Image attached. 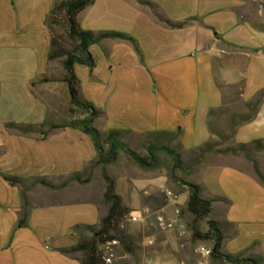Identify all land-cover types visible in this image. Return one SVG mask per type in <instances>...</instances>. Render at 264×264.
<instances>
[{"label":"crops","instance_id":"1","mask_svg":"<svg viewBox=\"0 0 264 264\" xmlns=\"http://www.w3.org/2000/svg\"><path fill=\"white\" fill-rule=\"evenodd\" d=\"M145 1L172 24L187 25L169 29L134 0H95L79 15L82 30L130 33L136 39L126 35L138 43L144 65L128 43L105 40L92 46L90 53L102 66L96 62L93 71L85 66V83L78 78L81 97L96 107L93 94L97 88L109 90L106 102L113 113L104 105L99 109L104 116L94 123L103 124L102 132L147 136L180 130L182 152L197 151L212 139L209 114L223 105L215 78L217 62L222 58L227 61L219 70L223 85L245 82L240 95L243 102H251L264 90V29L249 19L245 9L249 0ZM55 2L0 0V173L23 180L12 187L0 176V264H81L80 254L65 256L59 251L77 246L87 236L84 231L73 233L76 226L99 228L108 212L101 170L89 169L97 159L91 140L73 129L50 130L56 123L49 121V106L40 96L43 91L57 90L52 84H37L50 63L51 37L45 21ZM111 13L118 23L117 31L90 26L94 15ZM130 60L138 70L144 69L136 73L145 82L141 95L135 90L134 73L128 72ZM118 71L120 82H113L114 91L110 81ZM158 81L160 87L156 86ZM160 88L159 99L155 94ZM62 89L70 99L66 85ZM11 123L31 126L33 132L25 135L7 129ZM256 140H264V101L255 119L237 129L234 142L250 144ZM255 157L264 174V152ZM197 168L202 174L196 184L207 195L204 199L218 197L227 203L218 219L226 226L223 253L231 255L226 252L230 245L237 252L233 256L246 252L264 264V186L253 163L243 155L208 154ZM75 175L81 183L70 181ZM155 182L160 188L165 183L162 179ZM23 191L27 222L19 228ZM118 194L126 207L135 208L136 194L133 202L131 197L128 201ZM168 208L159 212L167 213Z\"/></svg>","mask_w":264,"mask_h":264},{"label":"trees","instance_id":"2","mask_svg":"<svg viewBox=\"0 0 264 264\" xmlns=\"http://www.w3.org/2000/svg\"><path fill=\"white\" fill-rule=\"evenodd\" d=\"M134 1H136L140 6L148 8L153 17L169 29H182L187 25V23L180 25L172 24L170 21L159 15L157 8L148 1ZM94 3L95 0H56L45 21V26L49 31H51V33L55 26H62L65 29L69 42L68 46H62L55 37H51L48 60L51 62L64 58L62 63L64 70L63 82L66 85L70 96L71 110L82 116L81 119H75L63 125H51L50 130L73 129L80 131L91 140L97 153V159L92 167H99L102 169V178L106 183V191L103 200L108 206L107 215L101 220L99 228L78 225L73 229V233L77 234L80 231L89 232L91 234L89 240L85 241L81 239L77 246L69 249H62L59 252L65 256L82 254L83 257L80 260L81 264H105L103 261L101 246L106 242L117 240L120 246L127 253H133V250H131L130 247L131 245L126 237V233L123 229H121V224L131 213V209L124 205L123 199L116 192V184L114 180H112L107 174V168L115 165L122 153L125 154L140 169L149 172L159 170L163 166L164 160L170 161V180L176 185H181L188 190V201L185 212L192 219L189 224V229L192 235L191 242L193 244L201 242L212 243V262L222 264H262V260L259 257L246 256V252L236 256L223 253L225 237L222 226L218 221L211 219L213 201L205 200L202 197V189L200 186L192 183H186L179 177V174L187 173V168L185 167L182 157L178 152L180 145L179 147H171V144L179 141L180 130L174 134L155 133L156 136L165 138L168 145L160 144V140L157 139L156 143L148 145L146 149V156H142L131 150L125 142L126 136L130 135V133L110 131L103 135L94 127V123L103 116V113L95 109L91 103H88L81 97V83L75 74V66H86L90 69V71H93L96 68V61L90 53V48L92 46L100 45L101 42L105 40L121 41L130 44L139 57L140 63L144 65V58L139 49L138 43L132 37L117 32L93 33L82 30L78 22V17L86 9L93 6ZM42 82L47 83L49 81L43 79ZM227 87H229L227 88L228 90H238L241 95L245 88V82L242 81L237 85ZM219 89L222 92V90L226 88L219 87ZM263 101L264 90L259 92L257 96L248 103L252 115L239 117L238 124L233 125V136L236 134V129L239 126L250 123L255 119ZM219 109L211 111L209 114V121H211L214 113L219 111ZM235 121L236 120H233V123ZM6 128L16 130L25 135L33 132V127L31 126H20L13 123L7 124ZM209 129L211 134H214L210 123ZM262 152H264V141L262 140H256L250 144H239L236 148H227L222 151L213 149L210 142H208L199 149L200 156L196 162V166L201 164L204 156L212 153L220 155L231 154L233 156L243 155L247 160L253 163L255 175L264 186V174L261 172L259 166L254 160V155ZM0 176L12 187L23 183L22 179L9 177L2 173H0ZM70 181H77L81 183V180L77 175L71 177ZM37 182L43 186L50 187L43 181ZM21 196L24 204V213L23 219L18 224L19 228L26 226L28 207L24 191ZM155 220L156 218H154V223H152L149 227L153 231L151 236L156 238V245L153 248H147V251H157V249L163 244V240L159 237L162 232ZM203 223H206L208 227L206 232L202 230Z\"/></svg>","mask_w":264,"mask_h":264},{"label":"rangeland","instance_id":"3","mask_svg":"<svg viewBox=\"0 0 264 264\" xmlns=\"http://www.w3.org/2000/svg\"><path fill=\"white\" fill-rule=\"evenodd\" d=\"M245 9H247L246 13L249 19L254 22L255 25L264 29V0H255V2L249 0L248 4L245 6ZM94 16V20L90 21L91 27L97 30H101V28H103V31H117L116 29L118 23L115 22L113 13L101 15V17H99L98 15ZM49 32L50 37H55L62 46H68L69 42L66 36L65 29L62 26H55L52 30V33L51 31ZM126 34L135 38L130 33ZM63 61L64 58L57 59L51 62L49 61L50 63L48 66L47 74H45L42 79H39L37 83L52 84L57 89L54 93H50L49 91H43L42 93H40L41 98L45 102H47L49 106V121L55 122L56 125H63L75 119L82 118V116L74 113L71 110L72 107L70 105V99L66 95L65 90L62 89V87H64L65 85L63 82ZM95 61L98 62L99 66H102V63L98 58H95ZM237 62L240 64L241 60H238ZM128 63V66L131 67V70L128 72H130V74L134 73L132 80L136 84V86H138H135V90L141 95L145 91V87L143 86L145 82L142 76H138L136 75V73H142L141 70L144 71V69L140 67V70H138L136 68L137 65L131 62V60L128 61ZM226 64L227 61L225 58H222L221 61L215 64V78L217 80L218 86L224 87L226 89L222 90L223 105L221 106L219 111L214 113L213 118L211 119V121H209L215 134H211L212 139L209 141L210 145L213 147V149H218L220 151L227 148H236L237 145H239L235 144L234 142L235 135L233 136V125L238 124L239 117H247L252 115L249 104L241 100L240 92L238 90H228L227 88L229 87L223 85L222 78L219 75V70ZM86 73L87 68L85 66H76V75L83 84L85 83ZM118 75L119 71L117 75H114L112 80L110 81L111 88H113L114 83L120 82ZM129 78L131 79V76H129ZM43 79H46L49 82L44 83L42 82ZM156 86L160 87L159 81L157 82ZM129 90L131 91L132 89ZM146 93H148V95H151L149 90L146 91ZM155 96H158L160 99L161 88L159 93L155 94ZM108 97L109 90H106L104 88L102 90H99L97 88V92L93 94V98L97 104V108L95 107V109H97L98 111H100L99 109H103L104 105L107 104L106 100ZM110 105V103L109 105L107 104L106 108H109V113H113ZM102 113L104 116V112ZM101 118L99 119V121H101ZM233 120L236 121L233 123ZM94 127L103 135L107 133L102 132V129L100 130V128L103 127V124L98 123L95 124ZM112 130H116V127H114V129ZM39 131L40 130H38V132ZM157 139L160 140V144L168 145V143L165 141V138H160L159 136H156V134H150L147 136H136L130 134L126 136L125 142L131 150L137 152L142 156H146V149L148 145L156 143ZM175 146L179 147V141L171 144V147ZM178 152L180 153L182 161L187 168V173H181L179 174V177L186 183L197 185L196 183L201 181L202 174L196 166V162L198 161L200 156L199 149L197 151L184 153L182 152L181 147H179ZM212 154L216 156H225L215 153ZM228 155L233 156L231 154ZM255 158L256 157L254 155V159ZM89 169H97L99 171L101 170L100 182H103L106 187V183L102 178V169H99V167H90ZM170 169V161L164 160L163 166L159 170L153 172L144 171L136 166L125 154L122 153L120 154L118 162L115 165L107 168L108 176L112 180H114L116 184L117 194H123L124 199L128 201L131 197L133 199L132 202L134 201V195H137V205L134 209H131V212L140 211L144 213L145 216H147V222L143 225H130L127 221L128 216L124 219L121 224V229H123V231L126 233V237L131 245L130 247L131 250H133V253H127L121 246H119L116 249V259L114 260L113 264H198L200 258L195 254L196 247L199 245H204L208 248H213V244L210 242H201L197 244H193L191 242L192 235L189 229V224L191 223L192 219L185 212L186 204L188 201V190L181 185H176L170 180ZM160 179L165 181L164 185L161 188L155 185V181ZM203 182L206 183L204 179ZM166 190L170 191L174 195V197H176V200L168 199L164 193ZM202 197L207 198V195L204 194L203 189ZM209 200L213 201V205H215V207L213 208L211 219L218 221V219L221 218V216H223V214L225 213L227 203L223 198L218 197ZM167 206H169V208L168 210H166V214L170 218L173 217L175 207H178L182 210V218L189 234L181 238L176 230L162 232L159 237L163 240V244L157 249V251H147V248L145 246L146 239L148 237H151V235L153 234V231L149 226L154 223V218H157L158 215L162 214V212L159 211ZM220 224L225 233L226 226L221 222ZM202 230L204 232L208 230L206 223H203ZM84 233H87V236L85 235L83 237V240H89L91 234L87 231H84ZM226 252L231 255L237 253L234 247L230 245L226 246ZM79 257V259L81 260L83 257L82 254H80ZM210 264L222 263H214L210 261Z\"/></svg>","mask_w":264,"mask_h":264},{"label":"built area","instance_id":"4","mask_svg":"<svg viewBox=\"0 0 264 264\" xmlns=\"http://www.w3.org/2000/svg\"><path fill=\"white\" fill-rule=\"evenodd\" d=\"M164 193L168 199L176 200V197H174L170 191L166 190ZM127 221L130 225H143L147 222V216H145V214L140 211H133L128 215ZM156 222L161 232L176 230L181 238L189 234L182 218V210L178 207H175L172 218H170L166 213H162L157 216ZM155 245V237L151 236L146 239V248H153ZM119 246L120 244L117 240L106 242L101 246L103 261L105 264H113L114 260L116 259V249ZM195 254L200 258L198 264H210L212 259L211 248H208L204 245H199L195 249Z\"/></svg>","mask_w":264,"mask_h":264}]
</instances>
